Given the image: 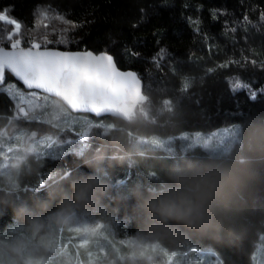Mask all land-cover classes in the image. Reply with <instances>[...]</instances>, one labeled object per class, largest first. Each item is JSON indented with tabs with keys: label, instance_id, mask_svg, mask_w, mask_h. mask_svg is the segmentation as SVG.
Masks as SVG:
<instances>
[{
	"label": "trees",
	"instance_id": "trees-1",
	"mask_svg": "<svg viewBox=\"0 0 264 264\" xmlns=\"http://www.w3.org/2000/svg\"><path fill=\"white\" fill-rule=\"evenodd\" d=\"M7 7L27 35L41 19L37 9L50 12V20L62 15L72 22L69 43L49 45L111 52L119 67L134 69L143 79L144 97L126 119L102 117L114 126L108 132L95 127L87 143L76 140L62 150L52 152L48 146L44 154L28 152L19 170L0 171V247L16 242L18 227L30 225L28 217L42 220L54 212L63 193L71 194L73 180L94 172L106 188L77 204L74 214L88 223L103 222L116 243L115 237L127 236L158 240L170 253L209 247L223 264H255L253 252L264 233V161L251 166L245 181L242 229L161 234L148 227L145 202L172 183L173 164L228 157L239 137L221 153L201 146L174 151L137 138L208 131L264 116V93L252 100L247 89L233 93L229 86L238 79L254 90L264 87V0H0V11ZM3 81L24 87L9 73ZM14 125L39 135L57 132L46 121L17 119L14 98L0 89V130ZM99 154L102 161L94 159ZM64 238V243L70 240ZM70 242L67 246L83 248Z\"/></svg>",
	"mask_w": 264,
	"mask_h": 264
},
{
	"label": "rangeland",
	"instance_id": "rangeland-1",
	"mask_svg": "<svg viewBox=\"0 0 264 264\" xmlns=\"http://www.w3.org/2000/svg\"><path fill=\"white\" fill-rule=\"evenodd\" d=\"M47 14L50 17L51 13L47 12ZM45 24L48 26L47 29L44 28ZM68 26L69 24L66 25L59 20L47 19L40 24L39 30L34 29L28 35V30L22 27L21 47L29 46L25 43L33 36L39 42L40 34L45 31L49 41H57L65 35L67 37L69 31L65 33L64 29L69 30ZM2 45L10 47L7 41ZM0 89H4L14 98L17 119L46 121L54 125L57 131L54 134L39 135L35 130L17 125L0 130V171L7 169L6 172L10 173L13 169H17L13 167L14 163L17 158L26 157L28 148H31L30 152L36 151L41 154L46 152L48 146L52 148V152L62 150L70 147L76 140L87 143L95 127H100L101 132H108V129L114 126L113 122L104 118L95 117L96 121H92L85 113H73L65 105L59 104L58 98L38 90H28L15 81L1 82ZM239 130V124H231L208 131H183L169 137L141 135L137 141L160 148L169 147L174 151L186 152L189 147L201 146L221 153L232 148L231 146L238 139ZM58 132L63 134L60 135ZM51 213L42 219L44 228L39 233L33 232L30 225H22L21 228L18 227L15 235L16 241L26 243L25 254L32 252L43 256L48 264H133L131 257L136 254L138 247L146 250L148 255H152L155 264H223L219 255L209 247L193 246L189 250L170 253L158 240L142 242L134 237L118 239L114 236L118 242L116 243L103 222L88 223L80 215L74 214L71 225L63 227L49 222L48 217ZM67 236L70 240L64 243V237ZM70 241L83 248L67 246ZM98 245H101L100 248L96 247ZM89 247L93 250H88ZM11 258L10 256L9 259ZM253 258L255 264H264V233L259 236ZM136 264H146V262L142 258H137Z\"/></svg>",
	"mask_w": 264,
	"mask_h": 264
},
{
	"label": "clouds",
	"instance_id": "clouds-1",
	"mask_svg": "<svg viewBox=\"0 0 264 264\" xmlns=\"http://www.w3.org/2000/svg\"><path fill=\"white\" fill-rule=\"evenodd\" d=\"M238 123L239 143L233 154L173 164L169 173L172 183L167 189L150 195L145 202L151 230L161 234L180 229L223 234L245 226V181L251 166L264 161V116L247 124ZM26 151L30 152L31 148ZM94 159L102 161L104 156L99 154ZM25 161L26 157H19L13 167L19 169ZM104 188L106 185L94 172L73 180L71 194L63 193L60 206L48 217L49 222L68 227L73 221L75 206ZM28 219L33 232L39 233L44 228L39 217ZM25 249L24 241L0 247V264H48L43 256L25 254ZM137 258L144 259L146 264H155L154 257L139 247L131 257L133 264Z\"/></svg>",
	"mask_w": 264,
	"mask_h": 264
},
{
	"label": "snow or ice",
	"instance_id": "snow-or-ice-1",
	"mask_svg": "<svg viewBox=\"0 0 264 264\" xmlns=\"http://www.w3.org/2000/svg\"><path fill=\"white\" fill-rule=\"evenodd\" d=\"M10 11L11 7L0 11V45L7 41L12 49L6 51L0 47V82L4 80L7 70L28 88L64 97L76 106L88 110H99L114 104L138 84L137 74L118 70L111 55L48 49V45L53 42L48 40L46 31L40 34L39 42L33 36L29 38L27 48L21 47L22 24L9 15ZM36 15L42 18L36 24V29L39 30L43 20L49 17L46 9H37ZM51 19L66 25L72 24L58 15ZM47 27L45 24L44 28ZM67 31L65 28L64 32ZM56 43L67 45L69 41L65 35ZM229 86L233 93L242 88L247 89L252 100L256 99L258 92L264 93V87L254 90L238 79L230 81Z\"/></svg>",
	"mask_w": 264,
	"mask_h": 264
},
{
	"label": "water",
	"instance_id": "water-1",
	"mask_svg": "<svg viewBox=\"0 0 264 264\" xmlns=\"http://www.w3.org/2000/svg\"><path fill=\"white\" fill-rule=\"evenodd\" d=\"M0 47H3L6 51H11L12 50L10 47L5 46V45H0ZM22 47L27 48L28 46H22ZM48 49L55 50V51H62V52H64V51H67V52H87V51H90L94 55H100V54L111 55L114 58V62L116 64V67H117L118 70L124 71V72H127V71L135 72L137 74L139 82L132 90L126 92L117 102H115L114 104L106 105L103 108H99V110H96V109H92V110L82 109V108L76 106V104L74 102H70L69 100H67L64 97L55 96L54 94L46 93L43 90H39V89L28 88V87H26L24 82H22L21 80H19L18 78L14 77L11 74L15 79L20 81L26 89H28V90H38V91H40L42 93H45V94H48L50 96L58 98L74 113L92 114V115H94V116H96L98 118H102V117H105V116H114V117H117V118L126 119L136 110V108L139 106V104L143 100V97H144V81H143V79L140 77V75L134 69H122L121 67H119V65L116 62L115 56L111 52L102 51V52H98L97 53V52H94L93 50H90V49H65V48L54 47V46H48ZM41 50H43V47H42ZM8 73L9 72L6 70L5 78H6V75Z\"/></svg>",
	"mask_w": 264,
	"mask_h": 264
},
{
	"label": "bare ground",
	"instance_id": "bare-ground-1",
	"mask_svg": "<svg viewBox=\"0 0 264 264\" xmlns=\"http://www.w3.org/2000/svg\"><path fill=\"white\" fill-rule=\"evenodd\" d=\"M258 241V240H257Z\"/></svg>",
	"mask_w": 264,
	"mask_h": 264
}]
</instances>
